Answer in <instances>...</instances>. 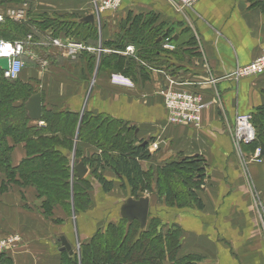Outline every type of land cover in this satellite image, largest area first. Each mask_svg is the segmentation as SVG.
Masks as SVG:
<instances>
[{
	"label": "crops",
	"instance_id": "1",
	"mask_svg": "<svg viewBox=\"0 0 264 264\" xmlns=\"http://www.w3.org/2000/svg\"><path fill=\"white\" fill-rule=\"evenodd\" d=\"M263 1L199 0L184 14L168 0H122L116 10L95 9L93 0H24L17 6L27 18L48 14L79 25V38L70 37L93 50L71 57L65 49L50 47L46 69L30 60L17 79L40 91L46 109L78 112L79 120L84 111L104 114L124 122L137 140L147 141L150 157L139 164L152 176L151 190L142 191L149 197V214L140 231L153 218L159 220L157 229L163 235L177 227L174 260L187 256L194 257L190 264H264V240L254 205V198L264 195V157L256 162L257 147L247 143L237 149L232 138L236 114H251L264 105V72L235 75L236 69L264 54ZM88 15L92 21L84 20ZM165 37L170 44L166 48ZM40 42L47 45L46 40ZM128 45L132 51L126 52ZM105 47L103 67L108 71L100 69ZM168 78L178 87L202 94L206 106L198 127L167 122L163 90ZM40 121L30 120L44 125ZM15 149L13 165L25 157L21 144ZM82 155H88L87 149ZM194 155L202 156L205 163L203 183L195 189L196 204L168 202L158 194L157 168ZM86 168L83 178L92 175ZM108 168L102 175L110 180L114 176ZM89 180L98 187L96 180ZM122 191L127 195L130 189L126 186ZM17 193L22 204L16 205L12 217L24 238L21 245L4 250L13 264H61L65 254H73L60 250L61 237L74 252L75 245L79 250L97 232L124 219L119 205L125 198H112V191L102 192L107 204L94 205L77 216L61 211L54 215L58 222L41 213L33 189ZM124 222L127 227L135 221ZM174 260L166 257L162 262L174 264Z\"/></svg>",
	"mask_w": 264,
	"mask_h": 264
},
{
	"label": "trees",
	"instance_id": "2",
	"mask_svg": "<svg viewBox=\"0 0 264 264\" xmlns=\"http://www.w3.org/2000/svg\"><path fill=\"white\" fill-rule=\"evenodd\" d=\"M21 1L24 0H0V5ZM261 6L264 9V1ZM5 22V26L0 24V36L11 41L24 39L27 34H32L31 25L41 33L48 29L54 36L62 34L76 37L79 29L74 21L48 14L31 16L16 25L7 19ZM151 39L155 44L157 37L153 36ZM1 75L0 69V172L9 179L18 176L27 185L34 186L38 197L42 198L40 207L43 215L52 216L51 220L58 222L60 219L52 213L56 206L65 208L70 216H77L89 208L85 205L88 204L85 189L89 188L90 180L72 176L70 156L73 149L76 161H81L92 169V175H95V180L104 192L112 187V182L97 172L105 165L126 181L133 195L138 190H151V174L143 171L139 164L140 160L150 157L148 143L137 140L133 130L124 122L86 111L79 122L78 112L68 109L52 111L41 106V121L44 125L38 126L27 118L24 106L28 97L38 89L30 82L17 78L6 79ZM251 115L256 137L250 144L259 147L260 155L264 157V105L255 109ZM82 143L94 146L97 152L89 156L82 155L83 151L79 146ZM17 144L24 147L25 157L17 165H13L11 153ZM156 173L158 194L168 202L176 201L180 206L196 204L195 189L201 186L205 176L202 156H183L170 160L158 167ZM201 206L198 203V207ZM125 220L109 224L103 232H97L88 242L79 245L78 258H74V252L71 256L65 254L62 263L129 264L131 260L132 264H163L166 257L174 260L180 236L177 227L171 226L163 235L157 229V218H153V223H149L144 231H140L136 221L126 227ZM135 250L138 257L132 260ZM193 258L186 256L174 260V264H190ZM0 264H13L5 251L0 253Z\"/></svg>",
	"mask_w": 264,
	"mask_h": 264
},
{
	"label": "built area",
	"instance_id": "3",
	"mask_svg": "<svg viewBox=\"0 0 264 264\" xmlns=\"http://www.w3.org/2000/svg\"><path fill=\"white\" fill-rule=\"evenodd\" d=\"M95 9H109L116 10L120 7V3L122 0H93ZM170 5L179 13L184 14L187 10L193 8L195 3L199 0H168ZM15 21L24 20L25 13L24 10L20 7H12L11 10L7 13ZM0 20H2V15H0ZM47 45L51 47H55L58 50H67V54L71 57H75L82 50H90L92 48L84 45L79 41H74L72 37L69 35H58V36H50L47 32L45 34ZM30 34L25 37V39L19 40H3L0 39V42H6L12 45V48L15 50L17 44L20 45L21 51L19 54H16L13 51L11 56H3L8 58V68L6 70H2V74L6 79H15L18 77L22 69L25 67V63L23 62V56H27V58L34 63L40 65V68L46 69L49 66L48 56L41 55L40 53H36L35 48H40L42 42L33 41ZM164 47H169V38H163ZM93 50V49H92ZM100 50V48L98 49ZM132 51V46H126V52ZM42 52V51H41ZM43 53V52H42ZM15 62H22V67L19 72L15 73V75L9 74L12 70V67ZM264 72V54L256 57L254 60L249 62V64L236 69L235 75L240 78L245 75H254L261 74ZM175 80L172 78L167 79V83L164 85L163 90V107L166 112V120L169 124L175 125H192L195 128L200 125L201 122V112L205 108L206 104L202 98V94L195 89H187L183 87H178L175 84ZM252 116L250 113H237L234 120V128H233V142L235 144V148H239L241 144H247L255 140L256 131L253 128V124L251 122ZM260 156L259 147L255 150V157ZM254 205L257 214V218L260 225L261 234L264 240V195L254 198ZM11 240H8L4 245L0 243V251L4 252L11 249Z\"/></svg>",
	"mask_w": 264,
	"mask_h": 264
},
{
	"label": "rangeland",
	"instance_id": "4",
	"mask_svg": "<svg viewBox=\"0 0 264 264\" xmlns=\"http://www.w3.org/2000/svg\"><path fill=\"white\" fill-rule=\"evenodd\" d=\"M23 1L21 2H18V3H12V2H7L6 4H1L0 5V15H2V20H0V24L1 25H4L6 22L5 20L7 19V21H9L10 23H14L15 25L18 23V21H15L13 20L10 16L7 15V13L11 10L12 7H17L18 5H22ZM97 2H99L97 0ZM31 14V13H30ZM28 15V14H27ZM26 13H25V20H22L23 22H25L28 18L26 17L27 16ZM5 26V25H4ZM31 32L32 34L30 33V35L32 37V40L33 41H40V40H44L46 39V32L50 35V36H54L52 35V32L48 29L45 30V32H43L44 34H42L39 29L37 27H34L31 25L30 27ZM3 30V28L1 29ZM48 30V31H47ZM76 30V29H75ZM28 35V34H27ZM27 35L25 37H27ZM16 36V35H15ZM37 36L38 38L37 39H34V37ZM71 36V35H69ZM20 38V37H19ZM0 39H3V40H7L8 38L6 37H1L0 36ZM22 39V38H21ZM25 39V38H24ZM16 40V39H15ZM50 47L49 45H43L41 46L40 48H35L36 49V53H40L41 55H45L47 52H51L50 51ZM110 50V49H109ZM113 50V49H112ZM43 53H42V52ZM115 51V50H114ZM104 52H108V49L105 47L103 49H101V52H100V55L102 56V53ZM49 60V59H48ZM105 60V59H104ZM115 60V59H114ZM30 60L27 59V56H23V62L25 63V66L28 65ZM50 61V60H49ZM126 63L128 61H125ZM100 69L102 70H105V71H108L109 68L108 67H103L105 64H102L103 63V56L101 57V60H100ZM115 63H117L115 61ZM3 78H5L3 76V74L1 75ZM91 84L89 85L88 87V90L90 88ZM87 90V91H88ZM252 116V115H251ZM81 120H79L80 122ZM41 123H43V121H40ZM34 124L38 125L39 126V123L35 122ZM43 126V125H41ZM192 126V125H190ZM194 127V126H193ZM78 128V127H77ZM75 144H76V139L74 140ZM251 143V142H250ZM81 148H82V151L85 152V150L87 149V154L88 156L90 155V149H94L95 152H96V149L94 146L92 145H88L87 143H82L79 145ZM23 147V146H22ZM16 148V145L13 149V151L15 150L14 152V155L11 153V161H12V157L15 158V154H17L18 150L15 149ZM73 148H75L73 146ZM24 149V147H23ZM74 150L72 151L71 153V156H70V168H71V173H72V168L74 166V164H76V159L74 157ZM12 151V152H13ZM99 152V151H98ZM13 155V156H12ZM260 156H258L255 161L256 162H259L260 161ZM254 161V160H253ZM246 163V162H245ZM105 166L99 168L97 170V172L103 177V171L108 167L106 165V168H104ZM91 169V168H90ZM110 169V168H108ZM107 170V169H106ZM105 170V171H106ZM92 171V169H91ZM92 173V172H91ZM113 178L110 179V180H107V181H111L112 182V187L111 189L109 190L110 192L112 191V198L116 199V198H127V196H130L132 195L133 197H136V194L138 193V191L136 192L135 195L132 194V191L131 189L129 188V186L126 184V181L123 180L122 178H120L118 175L114 174L113 172ZM152 177V176H151ZM87 178V177H86ZM88 178L90 179H93L95 180V175H90ZM105 179V178H104ZM176 178H172V180H175ZM175 182V181H173ZM92 181H90V186L89 188H86L85 189V196H86V203L88 204H85L87 205L90 209L92 208L94 205H96L97 207L98 206H102L104 204H107V201H106V197H105V194L104 196L102 195V192H103V189L102 186L99 184L98 187L96 186H92ZM176 183V182H175ZM128 187L130 189V192H128L127 195H125V193L122 191L123 187ZM33 189L35 194H36V198L37 200L39 201V208L41 209L40 207V203H41V200L42 198L38 197V194H37V191L35 190L34 186H31V185H27L26 181L25 180H22V178H19L18 176H16V178H13V179H9L5 174H1L0 172V243L1 244H5L8 242V240H11L9 244H11V248H14L15 246H19L22 244V241H23V235L20 234V232L16 230V226H17V223H18V220L14 217H12V214L14 213V211H17V206L21 205L22 204V198L19 197L17 191H20V190H26V189ZM113 189V190H112ZM109 191H106V193H109ZM114 192V193H113ZM105 193V192H104ZM110 196V197H111ZM255 199H257V197H255ZM108 205L110 206V202H108ZM61 211H64L65 215H67L68 211L65 209V208H61L59 206H56L54 209H53V214L56 215L57 213H62ZM43 211L41 210V213ZM71 212H72V208H71ZM43 214V213H42ZM58 215V214H57ZM69 215V214H68ZM45 216V215H44ZM47 219L51 220L52 216H45ZM53 221V220H51ZM153 223V220L150 219V224ZM79 228V227H78ZM74 255L76 257H74L75 259L78 258V253H79V250H78V246L75 245L74 246ZM135 253H133V259L132 260H135L137 256L136 254V250L134 251ZM1 253V251H0ZM176 256V255H175ZM96 257V256H95ZM94 257V258H95ZM176 260V259H175ZM79 262V261H78ZM129 264H132L131 263V260L128 262ZM61 264H63L61 262Z\"/></svg>",
	"mask_w": 264,
	"mask_h": 264
},
{
	"label": "water",
	"instance_id": "5",
	"mask_svg": "<svg viewBox=\"0 0 264 264\" xmlns=\"http://www.w3.org/2000/svg\"><path fill=\"white\" fill-rule=\"evenodd\" d=\"M84 20L92 21V15H88ZM8 68V58L0 57V69L6 70ZM25 110L27 118L33 121L41 120L42 114V101L40 91H36L31 94L25 101ZM72 176L75 178H83L86 175L87 168L82 162H77L73 168ZM149 214V197L142 191L136 194V197H127L119 205V215L126 219L128 222L137 221L140 228H144ZM60 250H68L69 253H73L70 245L67 243L64 237H61Z\"/></svg>",
	"mask_w": 264,
	"mask_h": 264
},
{
	"label": "clouds",
	"instance_id": "6",
	"mask_svg": "<svg viewBox=\"0 0 264 264\" xmlns=\"http://www.w3.org/2000/svg\"><path fill=\"white\" fill-rule=\"evenodd\" d=\"M13 51H15L16 54H19L21 51L20 45L17 44L14 50L11 44L6 43V42H0V57L11 56L13 54ZM22 66H23L22 62H15L9 74L15 75V73L19 72ZM113 82H116V81H113Z\"/></svg>",
	"mask_w": 264,
	"mask_h": 264
},
{
	"label": "flooded vegetation",
	"instance_id": "7",
	"mask_svg": "<svg viewBox=\"0 0 264 264\" xmlns=\"http://www.w3.org/2000/svg\"><path fill=\"white\" fill-rule=\"evenodd\" d=\"M79 162H81V161H79ZM75 165V164H74ZM85 166V165H84Z\"/></svg>",
	"mask_w": 264,
	"mask_h": 264
}]
</instances>
